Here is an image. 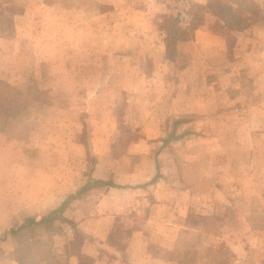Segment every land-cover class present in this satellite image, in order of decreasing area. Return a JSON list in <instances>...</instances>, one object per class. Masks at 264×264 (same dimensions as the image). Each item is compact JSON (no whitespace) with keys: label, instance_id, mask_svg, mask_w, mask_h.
Returning <instances> with one entry per match:
<instances>
[{"label":"rangeland","instance_id":"obj_1","mask_svg":"<svg viewBox=\"0 0 264 264\" xmlns=\"http://www.w3.org/2000/svg\"><path fill=\"white\" fill-rule=\"evenodd\" d=\"M17 1L0 0V30L26 27V33L13 35L24 39L15 42L14 56L5 52L9 65H0V209L6 213L13 192L26 191V164L21 169L18 164L36 153L33 146L40 145L49 173L78 171L90 177L98 157L109 158L117 173H202L206 215L197 216L199 227L190 214L196 225L190 236L206 242L193 245L182 262L264 264L263 81L224 83L222 99L189 98L193 82L187 77L199 76L208 65L200 64L195 47L189 54L195 66H189L186 49L177 58L178 44L206 15L222 14L235 26L263 29L264 0H165L172 18L161 23L167 30L176 25L181 41L169 46L177 60L169 58L177 62L162 70L154 66L146 43L149 36L161 37L157 13L164 0ZM13 13L21 17L16 20ZM108 29L115 32L109 35ZM256 37L264 41V33L256 30ZM131 57L139 66L128 63L125 72L140 73L143 80L130 86L118 81L124 76L117 60ZM161 74L173 81L162 83ZM172 84L166 93L164 87ZM195 86L191 94H203L201 83ZM205 87L206 94L214 92V83ZM187 106L202 112L183 113ZM75 139L79 145H72ZM218 181L225 191L221 197L213 196ZM9 244L22 247L18 254L26 264V227Z\"/></svg>","mask_w":264,"mask_h":264},{"label":"crops","instance_id":"obj_2","mask_svg":"<svg viewBox=\"0 0 264 264\" xmlns=\"http://www.w3.org/2000/svg\"><path fill=\"white\" fill-rule=\"evenodd\" d=\"M164 1L158 3L159 7H164L163 13H157L160 15L157 30L161 37L159 41H153L149 36L146 43L153 51L154 66L160 70L167 63L177 62L169 58L175 56L169 53L168 30L161 23L172 18ZM22 8V18L25 19L26 8ZM19 13H13L12 18H20ZM256 30L264 33V27L260 29L256 25L231 28L222 16L213 14L206 15L188 39L180 42L177 38L180 42L178 59L182 58L181 48L186 49L189 56L195 47L200 50V64L208 65L199 76L187 77L189 83L193 82L192 86L188 85V97L222 99V93L227 94L224 83H231L232 87L234 82L261 80L264 85V41L258 40ZM114 32L107 31L109 35ZM21 33H26L25 25H14L7 33L0 30L1 66L9 65L5 52L8 57H13L18 51L15 42L24 39L13 35ZM110 41L107 42L108 49L112 48ZM190 58L194 59L190 55L189 61ZM117 61L119 75L124 76L118 81L131 86L129 83L143 80L140 73L125 72L130 69L128 63L139 66L134 57L129 61L123 58ZM189 64L195 66L192 60ZM213 68L214 74H211ZM159 78L166 84L173 81L171 75L161 74ZM197 81L204 88L199 90L203 94H191L196 90ZM207 83H214L213 93L206 94ZM172 88L173 84L169 88L166 85L164 90L167 93ZM231 92L230 95L234 96ZM182 112L196 113L202 109L187 106ZM52 140L55 144L61 143L58 138ZM40 141L42 138L38 143ZM74 142L72 145H79L80 141L75 139ZM32 148L36 153L26 154V162L22 160V164H18L20 169L26 164V186H22L26 191L13 192L3 208L6 213L0 209V264H25L24 255L18 254L22 247L9 244L25 227L26 264H184L182 260L190 256L191 247L206 242V238L203 237L202 241L200 235L196 240L194 237L191 240L190 236L192 227L196 226L190 223V214L194 212L196 217L206 215L201 212L208 200L206 184L201 185L202 173L191 176V173H181L177 167L175 173H117L116 166L105 157H98L90 177L78 171L49 173L42 160L40 145ZM165 182L168 188L164 187ZM214 186L213 196L224 195L219 181ZM180 190L182 192L177 193ZM197 218L198 226L202 227L200 217ZM63 229L69 231V236H64Z\"/></svg>","mask_w":264,"mask_h":264},{"label":"trees","instance_id":"obj_3","mask_svg":"<svg viewBox=\"0 0 264 264\" xmlns=\"http://www.w3.org/2000/svg\"><path fill=\"white\" fill-rule=\"evenodd\" d=\"M220 16H222V18L226 21V23H227V25L229 26V27H231V28H242V27H246V26H248L249 24H246L245 26H242V27H238V26H235L234 24H231L230 22V17H226V15H222V14H219ZM232 17H233V15H232ZM252 22V21H251ZM175 23V22H174ZM177 27H176V25H173L172 27H169V29H168V32H169V34H171L173 37L169 40V46L171 45V43L173 44L176 40H177V33H178V31H177Z\"/></svg>","mask_w":264,"mask_h":264}]
</instances>
